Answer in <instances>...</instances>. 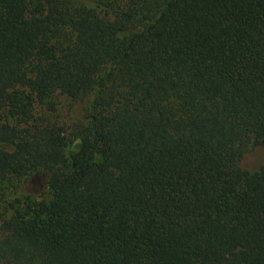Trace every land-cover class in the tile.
Segmentation results:
<instances>
[{"label": "trees", "instance_id": "1", "mask_svg": "<svg viewBox=\"0 0 264 264\" xmlns=\"http://www.w3.org/2000/svg\"><path fill=\"white\" fill-rule=\"evenodd\" d=\"M0 264H264V0H0Z\"/></svg>", "mask_w": 264, "mask_h": 264}, {"label": "rangeland", "instance_id": "2", "mask_svg": "<svg viewBox=\"0 0 264 264\" xmlns=\"http://www.w3.org/2000/svg\"><path fill=\"white\" fill-rule=\"evenodd\" d=\"M61 103H62L61 104V113L63 115H65L66 110H67L68 100L62 99ZM80 112H81V107L79 108L76 106V107H74V113L72 115L79 114ZM250 159L251 160H249V161H252V163H253L256 161V159H258V155L256 153H254L250 156ZM25 190H27L30 193V196L32 198H36V199L41 198L45 193L44 185L42 184V181L36 177L29 180V182L25 185ZM10 198L12 199V197H10Z\"/></svg>", "mask_w": 264, "mask_h": 264}]
</instances>
